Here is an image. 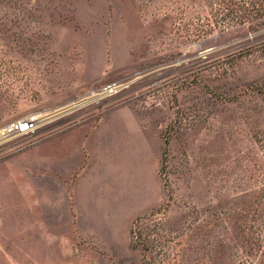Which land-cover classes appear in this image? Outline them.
Here are the masks:
<instances>
[{"label": "rangeland", "instance_id": "374dc122", "mask_svg": "<svg viewBox=\"0 0 264 264\" xmlns=\"http://www.w3.org/2000/svg\"><path fill=\"white\" fill-rule=\"evenodd\" d=\"M232 2L0 0V127L124 86L0 148V264H264V18Z\"/></svg>", "mask_w": 264, "mask_h": 264}, {"label": "built area", "instance_id": "2783aa9c", "mask_svg": "<svg viewBox=\"0 0 264 264\" xmlns=\"http://www.w3.org/2000/svg\"><path fill=\"white\" fill-rule=\"evenodd\" d=\"M123 90L124 86L112 84L102 88L99 92H93L91 96H95L98 101H101L116 96ZM46 117L44 114L33 113L0 127V148L17 138L34 135L46 124H43Z\"/></svg>", "mask_w": 264, "mask_h": 264}, {"label": "trees", "instance_id": "16d2710c", "mask_svg": "<svg viewBox=\"0 0 264 264\" xmlns=\"http://www.w3.org/2000/svg\"><path fill=\"white\" fill-rule=\"evenodd\" d=\"M264 3V0H262ZM233 8H227L225 11L221 12V21L223 26L229 25L227 22L229 18L233 16V20H237V22L247 23L252 19L253 16L255 18H264V4L258 2L257 0H233L232 2ZM210 30L213 29L212 25H209Z\"/></svg>", "mask_w": 264, "mask_h": 264}, {"label": "bare ground", "instance_id": "6f19581e", "mask_svg": "<svg viewBox=\"0 0 264 264\" xmlns=\"http://www.w3.org/2000/svg\"><path fill=\"white\" fill-rule=\"evenodd\" d=\"M96 100H97V98L95 96L94 97L89 96V97L85 98L84 100L80 101L79 103L72 105L70 108H64L62 110H58V111L54 112L53 114H48V115L46 114L45 117L46 116L47 117L45 118L43 124H45V123L47 124L49 122H52L53 120L57 119L58 117H60L64 114H67V113H69V112H71V111H73L79 107L85 106L88 103L94 102Z\"/></svg>", "mask_w": 264, "mask_h": 264}]
</instances>
